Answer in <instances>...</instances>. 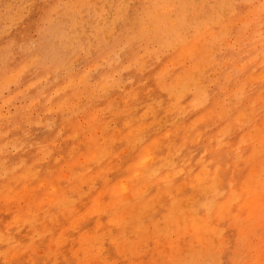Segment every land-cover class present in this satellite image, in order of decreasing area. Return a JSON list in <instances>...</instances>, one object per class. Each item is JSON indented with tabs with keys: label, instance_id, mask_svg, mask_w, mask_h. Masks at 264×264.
Segmentation results:
<instances>
[{
	"label": "rangeland",
	"instance_id": "374dc122",
	"mask_svg": "<svg viewBox=\"0 0 264 264\" xmlns=\"http://www.w3.org/2000/svg\"><path fill=\"white\" fill-rule=\"evenodd\" d=\"M0 264H264V0H0Z\"/></svg>",
	"mask_w": 264,
	"mask_h": 264
},
{
	"label": "bare ground",
	"instance_id": "6f19581e",
	"mask_svg": "<svg viewBox=\"0 0 264 264\" xmlns=\"http://www.w3.org/2000/svg\"><path fill=\"white\" fill-rule=\"evenodd\" d=\"M145 148V147H144ZM145 151V150H144ZM147 153V152H146ZM146 155V154H145ZM142 157V156H141ZM139 162V161H138ZM166 172V171H165ZM167 173V172H166ZM215 178V177H214ZM216 181V180H215ZM216 184V183H215ZM124 188V187H123ZM20 195V194H19ZM127 195V194H126ZM50 200V199H49ZM97 201V200H96ZM98 202V201H97ZM96 206H97V204H96ZM98 206H100V205H98ZM261 251H259V253H260ZM258 257V256H257Z\"/></svg>",
	"mask_w": 264,
	"mask_h": 264
}]
</instances>
